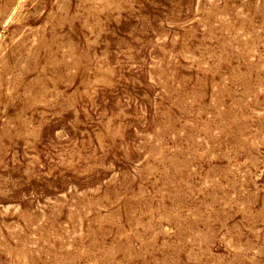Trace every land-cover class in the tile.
<instances>
[{
    "label": "rangeland",
    "instance_id": "rangeland-1",
    "mask_svg": "<svg viewBox=\"0 0 264 264\" xmlns=\"http://www.w3.org/2000/svg\"><path fill=\"white\" fill-rule=\"evenodd\" d=\"M0 264H264V0H0Z\"/></svg>",
    "mask_w": 264,
    "mask_h": 264
}]
</instances>
